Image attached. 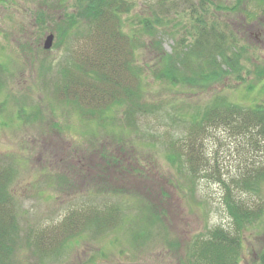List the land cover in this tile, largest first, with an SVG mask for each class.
I'll return each mask as SVG.
<instances>
[{
	"label": "rangeland",
	"instance_id": "1",
	"mask_svg": "<svg viewBox=\"0 0 264 264\" xmlns=\"http://www.w3.org/2000/svg\"><path fill=\"white\" fill-rule=\"evenodd\" d=\"M170 1L179 6L169 14L159 0H131L123 14V31L139 39L134 62L141 69L142 103L155 107L130 116L128 104H114L93 116L64 86V70H74L79 52L89 47L80 35L86 25L73 24L81 22L85 1L0 0V159L13 168L10 190L24 232L43 235L45 245L57 249L39 255L35 243L23 240L15 264H194L195 240L216 226L231 227L222 181L238 172L242 159L252 162L264 152L240 146L222 126L204 125L200 162L208 158L211 165L190 171L186 156L176 162L169 157L190 137L195 116L217 98L245 108L264 103V5L248 3L258 14L253 19L235 0L232 9L215 10L238 46L244 43L238 66L218 61L216 78L191 68L187 77L182 70L171 78L163 74L165 61L187 50L193 21L189 4ZM155 14L162 23L151 35L143 19ZM50 33L53 46L44 49ZM260 190L264 197V183ZM104 201L119 204L118 221L96 232L81 210ZM74 210L76 217L68 220ZM242 233L239 264H260L264 215Z\"/></svg>",
	"mask_w": 264,
	"mask_h": 264
},
{
	"label": "trees",
	"instance_id": "2",
	"mask_svg": "<svg viewBox=\"0 0 264 264\" xmlns=\"http://www.w3.org/2000/svg\"><path fill=\"white\" fill-rule=\"evenodd\" d=\"M83 1L85 4L80 14L81 22L76 19L73 24L78 21L83 26L86 25L87 28L81 30L80 35L83 40L88 41L86 46L89 47L84 48L86 52L83 53L82 50L79 52L74 70H64L67 77L64 86L75 90L72 91L71 96L77 102L86 105L83 111L87 109V113L93 116L101 115L106 112L105 109L114 104H128L126 114L130 116L134 115V110L148 112L153 109L155 106H151L150 109L142 103L141 69L139 70L134 62L139 39L123 31V14L132 8L131 0ZM169 1L159 0L168 14L173 7L179 6L175 1H170L171 4H168ZM184 1L189 4V18L193 21V30H189L192 41L178 59L174 55L167 56L163 74L172 78L174 74H181L183 70V76L187 77L184 74L186 68H191L194 69L195 75L211 79L221 73L218 61L227 66H238L241 59L240 47H243L244 43L238 46L239 39L235 36L232 27L220 21L215 13V10L223 9L224 5L225 10L232 9L231 4L234 0ZM250 1L235 0V4L242 2L246 12L244 17L253 19L258 14L248 8ZM260 1L264 5V0ZM143 23V28L149 34L156 35V27L162 23V19L155 14L153 17L143 19ZM238 48L239 51H235ZM179 66H183L184 69ZM3 71V66L0 64V91L4 81ZM64 86L62 87L61 84L59 89L63 90ZM78 90H81L82 94ZM2 105L0 103V111ZM197 117L198 115L186 131L190 137L183 141L182 146H179L180 149L175 148L176 151H170L171 161L176 162L181 160L182 155L186 156L185 162L190 164V171H195L196 164L202 168L211 165V159L208 158H205L204 163L200 162L201 150L198 149V138L202 135L201 130L203 129V132L205 130L204 125L206 128L222 126L225 130L231 131L230 135L236 138L234 140H240V146L250 145L256 152H264V103L245 108L243 104L217 98L204 109L200 118ZM259 157L252 162L246 158L242 159L238 172L228 177L230 178L228 182L222 181L225 188L224 204L226 213L230 217L231 227L219 225L210 229L203 237L197 238L190 256L194 259V264L240 263L243 249L242 232L248 224L264 215V197L260 195L261 185L264 183V158ZM12 178V166L0 159V264L16 263V252L23 240L31 245L35 243L39 255L57 251L55 246L49 248L45 245L47 240L43 235L38 234L34 238L33 234L24 232L14 195L10 190ZM247 194H255L258 198L253 200L247 197ZM81 211L86 213L84 218L91 219L90 223H86L88 228L95 226L94 230L97 232L96 228H101L103 223L117 224L118 219L113 221V218L115 219V214L120 211V206L118 203L104 201L99 207L91 205ZM76 212L74 210L69 213L67 219L75 218ZM259 260L260 264H264V247L260 251Z\"/></svg>",
	"mask_w": 264,
	"mask_h": 264
},
{
	"label": "water",
	"instance_id": "3",
	"mask_svg": "<svg viewBox=\"0 0 264 264\" xmlns=\"http://www.w3.org/2000/svg\"><path fill=\"white\" fill-rule=\"evenodd\" d=\"M54 33H50L47 35L45 42H44V48L45 49H50L53 45V41H54Z\"/></svg>",
	"mask_w": 264,
	"mask_h": 264
}]
</instances>
